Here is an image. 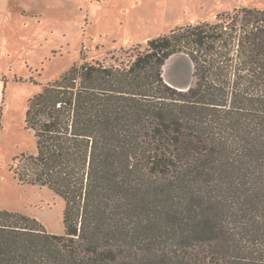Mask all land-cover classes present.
<instances>
[{"label": "trees", "instance_id": "obj_1", "mask_svg": "<svg viewBox=\"0 0 264 264\" xmlns=\"http://www.w3.org/2000/svg\"><path fill=\"white\" fill-rule=\"evenodd\" d=\"M215 18L29 100L14 175L64 201V234L0 211V264H264V11ZM178 54L185 90L162 76Z\"/></svg>", "mask_w": 264, "mask_h": 264}, {"label": "rangeland", "instance_id": "obj_2", "mask_svg": "<svg viewBox=\"0 0 264 264\" xmlns=\"http://www.w3.org/2000/svg\"><path fill=\"white\" fill-rule=\"evenodd\" d=\"M236 9L264 11V0H0V211L64 234V201L14 175L18 158L36 154L25 125L32 97L73 65L128 64L149 40L203 20L215 23V15ZM162 76L179 90L194 83L193 66L181 54L165 63Z\"/></svg>", "mask_w": 264, "mask_h": 264}, {"label": "crops", "instance_id": "obj_3", "mask_svg": "<svg viewBox=\"0 0 264 264\" xmlns=\"http://www.w3.org/2000/svg\"><path fill=\"white\" fill-rule=\"evenodd\" d=\"M216 16V15H215ZM215 16H214V18H215ZM207 20H203V21H201V22H206ZM197 23H199V22H197ZM183 27V26H182Z\"/></svg>", "mask_w": 264, "mask_h": 264}]
</instances>
